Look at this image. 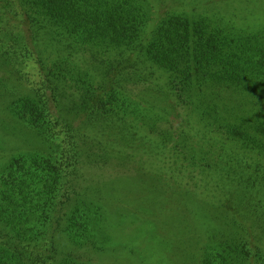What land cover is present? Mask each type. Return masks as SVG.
I'll return each instance as SVG.
<instances>
[{
    "label": "rangeland",
    "instance_id": "rangeland-1",
    "mask_svg": "<svg viewBox=\"0 0 264 264\" xmlns=\"http://www.w3.org/2000/svg\"><path fill=\"white\" fill-rule=\"evenodd\" d=\"M138 5L162 28L145 59L181 61L160 83L205 99L170 112L111 74L126 55L97 61ZM1 19L38 48L0 55V264H264V0H0Z\"/></svg>",
    "mask_w": 264,
    "mask_h": 264
},
{
    "label": "trees",
    "instance_id": "trees-1",
    "mask_svg": "<svg viewBox=\"0 0 264 264\" xmlns=\"http://www.w3.org/2000/svg\"><path fill=\"white\" fill-rule=\"evenodd\" d=\"M145 8L142 5L133 6L132 8L126 9L123 8L120 9L117 20H107V22L109 23L106 26V29L102 31L103 33L99 31L101 33H97V35L95 36V38L99 36V40L101 43V47L96 48L98 51L96 55V58H98L97 61H99L101 64L107 65L106 63L108 62H116L117 59L112 60L114 58V56L112 55H116L117 53L120 55H126V61H120V63H117V65H115L114 63L110 64L111 74H114L117 80H122V84H124V82H129L135 76L139 81L143 79L147 83V86L145 87L147 92L150 95L154 94V101H151L150 99V102L156 105H161L170 112L176 111V108L179 104L181 105L182 103L183 105L185 101H179L181 97H183L187 102H190L191 100L193 102V98L197 94L201 93V95L205 99V95L209 94V89L204 92L202 89L203 85H199L200 89H191L192 91L185 89L184 87V92L183 89H181L179 86H181V84H185L181 81H178L177 77H171V79L169 78L168 80L164 81V83H160V81L165 78L164 74L169 72V70H161L162 67L164 65L174 67V64L176 66H180L181 61L179 58L174 60L173 57H170V53H168L169 57H167V59H164L162 57V59L160 58L161 63L159 65L150 63L145 59L146 52H160V47L158 49H154L155 46L153 44L152 47L150 45H146V37H148L151 32H155L150 39L153 42L155 38L161 36L162 31V28H158L156 30L152 29L154 28V14L152 13L153 11H146ZM0 24V55L5 56L9 60H12L13 63L19 60L20 56L32 59L36 52L35 47L37 46L35 44H37V37L35 35H31L30 37L28 36V34L24 35L23 38L27 40L26 43L28 44L23 45L18 38V33L16 32V26H19V23H17V25H13L12 23L3 21L1 19ZM170 33L174 36H177L176 31H172ZM183 42L188 43V39L185 41L183 40ZM69 45L70 43L68 41H64L63 43L60 42L57 44V46L62 48L63 51H65L69 47ZM41 49L43 50V47H41ZM86 50L90 51L89 47H87ZM176 51L177 50H173V52ZM90 52L92 53V51ZM98 55H100V57ZM91 58H95V56L91 55ZM207 61L208 59L205 61L204 65L201 64V66L199 67V70L202 68V70H200V77L196 73H193V71L190 73L189 76L191 77L190 79L192 81L189 85L191 87H194L195 82L205 81L215 73L210 72V66L208 65ZM217 64L219 65L220 63ZM149 71L151 74L148 73ZM220 78V76H214L211 79L217 80ZM169 80L172 86L170 90L166 89V84ZM114 87L117 86L114 85ZM219 87L220 85L215 88ZM159 91L162 92L164 100L162 99ZM195 99H197V97H195ZM259 214L260 212H257V215ZM255 220L259 222L257 218H255ZM253 226L255 227V222Z\"/></svg>",
    "mask_w": 264,
    "mask_h": 264
}]
</instances>
